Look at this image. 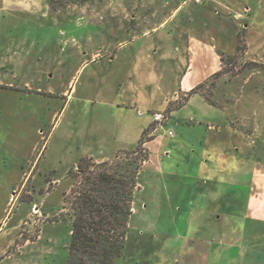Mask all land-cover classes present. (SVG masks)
I'll return each mask as SVG.
<instances>
[{
	"label": "rangeland",
	"instance_id": "rangeland-1",
	"mask_svg": "<svg viewBox=\"0 0 264 264\" xmlns=\"http://www.w3.org/2000/svg\"><path fill=\"white\" fill-rule=\"evenodd\" d=\"M237 3L236 11L210 6L215 15L236 22L237 43L233 54L220 55L221 70L200 88L205 100L226 110L204 119H188L191 108L170 116L166 109L183 102L187 93H181L165 110L151 112L163 113L165 120L147 126L154 127L147 142L155 136L158 141L144 144L147 162L136 178L124 255L115 264H247L249 255L218 237L230 235L231 228L240 234L243 226L254 228L253 246L261 252L253 263L264 264V223L247 222L262 214L252 205L264 202V0ZM175 4L64 0L47 15L15 17L11 29L0 33V264L67 263L69 201L81 179L67 174L76 166L68 168L77 132L91 122L98 135L107 125L114 132L125 116L130 123L149 116L102 106L87 87L88 73L108 61L105 42L116 41L104 28L150 29ZM244 22L250 23L248 36ZM95 52L97 59L89 61ZM155 144L169 155L158 160L150 154ZM135 145L106 160L123 158L119 151ZM204 146L213 159L201 156ZM185 233L212 243L207 260L198 253L178 254L183 241L175 237Z\"/></svg>",
	"mask_w": 264,
	"mask_h": 264
},
{
	"label": "crops",
	"instance_id": "crops-1",
	"mask_svg": "<svg viewBox=\"0 0 264 264\" xmlns=\"http://www.w3.org/2000/svg\"><path fill=\"white\" fill-rule=\"evenodd\" d=\"M174 1L176 4L169 17L150 29L136 32L133 29L104 28L108 37L110 39L116 37V41L105 42V49L109 52L108 61L98 71L88 73L90 76L87 87L92 86L93 96L102 106L123 107L135 111L137 116H143L144 112H148L149 116L143 121H138L139 123H130L127 116L122 117L123 120L120 121L116 131L113 132L112 126L107 125L106 129L109 130L100 135L95 122H91L86 127V131L77 132V144L71 150L74 161L68 168L76 165L80 157L101 161L111 158L119 149L132 148L141 132L153 123L150 114L152 111L165 110L170 100L206 81L221 70L220 55L234 53L238 25L235 21H229L224 15H215L210 6L215 4L220 10H225L224 12L228 9L236 11L234 7L238 5L237 0H202L201 3H195L194 0ZM49 12V0H0V33L11 29L15 17L47 15ZM251 14L254 18L257 16ZM249 24L243 23L247 36ZM225 37L228 42H225ZM95 57L97 59V52L89 61ZM87 63L85 62L81 68ZM69 96L70 92L67 98ZM85 101L89 102V100ZM186 108H191L188 113L190 120H194L195 117L204 119L209 112L215 110H226L211 104L202 94L194 93L187 98L181 108L171 111L170 116ZM156 141L158 136L145 144L153 145ZM155 146L158 148L155 147L150 154L154 151L158 160L162 154L169 155L168 150H162L160 144ZM201 156L214 158L213 153L209 154L206 146L203 147ZM252 207L262 214L258 218L248 219L247 222L251 227L256 223H264V202L256 203ZM192 223L191 218L187 219V230L190 231ZM230 231L232 233L226 237L222 233V236H218L219 243L227 241L228 247H239L242 256H250L247 264H254L256 257L261 256L259 255L261 252L253 246L255 244L252 239L256 237H252L255 234L254 228L243 226L240 234L234 232L232 228ZM175 238L183 241L178 244V254L191 256L198 253L206 257L205 260L208 259L210 252L206 237L185 233ZM244 241H246L245 245ZM217 250L214 253L216 257L220 255ZM243 264H246V261L243 260Z\"/></svg>",
	"mask_w": 264,
	"mask_h": 264
},
{
	"label": "trees",
	"instance_id": "trees-1",
	"mask_svg": "<svg viewBox=\"0 0 264 264\" xmlns=\"http://www.w3.org/2000/svg\"><path fill=\"white\" fill-rule=\"evenodd\" d=\"M63 1L50 0L49 6L57 9ZM202 84L188 91L178 107L169 106L166 111L178 109L194 93L202 94ZM153 128L151 125L142 131L131 151H119L123 158L117 155L114 160L96 163L80 157L67 171L69 176L81 179L69 201L71 229L66 264H115L123 257L136 178L147 161L144 144Z\"/></svg>",
	"mask_w": 264,
	"mask_h": 264
},
{
	"label": "built area",
	"instance_id": "built-area-1",
	"mask_svg": "<svg viewBox=\"0 0 264 264\" xmlns=\"http://www.w3.org/2000/svg\"><path fill=\"white\" fill-rule=\"evenodd\" d=\"M202 0H194L195 3H201ZM140 114V113H139ZM152 119L154 122H160L165 120V116L163 113H159V112H155V113H151Z\"/></svg>",
	"mask_w": 264,
	"mask_h": 264
}]
</instances>
